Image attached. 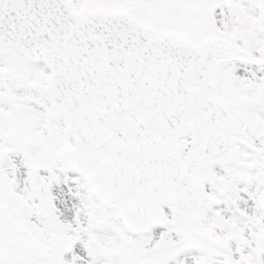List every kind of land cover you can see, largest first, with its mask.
Listing matches in <instances>:
<instances>
[{
	"label": "snow or ice",
	"instance_id": "snow-or-ice-1",
	"mask_svg": "<svg viewBox=\"0 0 264 264\" xmlns=\"http://www.w3.org/2000/svg\"><path fill=\"white\" fill-rule=\"evenodd\" d=\"M0 264H264V0H0Z\"/></svg>",
	"mask_w": 264,
	"mask_h": 264
}]
</instances>
